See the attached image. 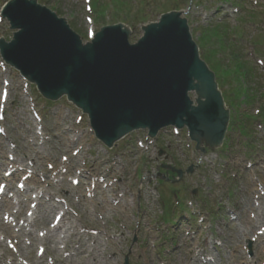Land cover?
<instances>
[{"label":"rangeland","instance_id":"1","mask_svg":"<svg viewBox=\"0 0 264 264\" xmlns=\"http://www.w3.org/2000/svg\"><path fill=\"white\" fill-rule=\"evenodd\" d=\"M5 1L0 0V38L9 41L13 32L1 17ZM93 1L96 9L100 0ZM102 2L108 7L99 20L85 0L41 3L73 24L84 41L90 30L125 23L145 7L144 22L126 23L134 43L144 24L182 10L201 56L220 84H229L220 88L234 111L226 141L201 158L185 131L160 133L155 140L136 132L107 149L95 138L87 115L65 98L43 99L0 56V177L15 162L19 178L11 180L13 191L6 199L14 204L12 214H20L7 230L8 213L0 207V264H36L39 255L44 264L55 262L54 255L43 253L45 243L33 244L28 236L46 238L47 226L35 222L34 214L44 215L51 207L50 222L64 213L53 231L59 264H124L125 259L204 264L200 259L207 257L212 264H264V235L257 234L264 231V216L259 218L264 215V0ZM5 89L9 98L3 107ZM163 163L195 169L169 183L156 178L165 172ZM191 211L196 217L188 216Z\"/></svg>","mask_w":264,"mask_h":264},{"label":"water","instance_id":"2","mask_svg":"<svg viewBox=\"0 0 264 264\" xmlns=\"http://www.w3.org/2000/svg\"><path fill=\"white\" fill-rule=\"evenodd\" d=\"M4 17L20 30L11 43L0 42L4 60L44 97L67 95L108 147L134 130L149 129L154 137L169 126L187 127L198 149L203 140L211 148L222 144L229 111L182 13L145 27L133 46L123 25L104 27L83 45L65 20L36 0L11 1Z\"/></svg>","mask_w":264,"mask_h":264},{"label":"bare ground","instance_id":"3","mask_svg":"<svg viewBox=\"0 0 264 264\" xmlns=\"http://www.w3.org/2000/svg\"><path fill=\"white\" fill-rule=\"evenodd\" d=\"M14 176V178H16V174H14L13 175ZM1 178V177H0ZM12 184H10V185H8V190L12 187L11 186ZM26 202H28V201H26ZM26 202H24V204H26ZM7 208L5 209V211L8 213V214H10L11 216H13V217H17V214H12V211H13V208H12V206H11V203H9V204H7ZM54 212V207H51L48 211H46L45 212V214L44 215H40L39 214V216H37L36 214H35V222L36 221H40L41 222V224L42 225H46L47 226V231H48V233L46 234V238H43V239H38V238H36L35 237V235H33V234H29L28 236H30L29 238L31 239V240H33V244H37V243H45V252H47L48 254H52V255H54V257H53V260L55 261L54 263H56V264H59V263H57L58 262V260H56V255H55V253L57 252V249H56V247L54 246L55 244H54V228L52 227L53 225H52V222H50V219H51V217H50V215L52 214ZM19 214V213H18ZM263 214H261V216H259V218L261 219V218H263ZM258 221L259 220H257L256 222L258 223ZM48 222H50L49 224H48ZM7 226V229L8 230H10V228H12V226L10 225V224H7L6 225ZM10 236H12V234H10ZM14 237L12 236L11 237V239H13ZM18 244V241H16V245ZM15 245V246H16ZM44 262H45V260H44V258H43V256L42 257H40V258H38L37 259V261H36V264H44ZM53 263V264H54Z\"/></svg>","mask_w":264,"mask_h":264}]
</instances>
